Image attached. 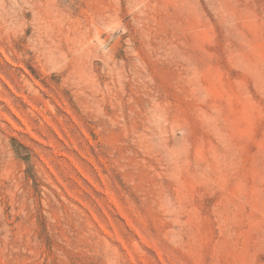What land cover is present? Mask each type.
<instances>
[{
  "label": "rangeland",
  "instance_id": "rangeland-1",
  "mask_svg": "<svg viewBox=\"0 0 264 264\" xmlns=\"http://www.w3.org/2000/svg\"><path fill=\"white\" fill-rule=\"evenodd\" d=\"M0 264H264V0H0Z\"/></svg>",
  "mask_w": 264,
  "mask_h": 264
}]
</instances>
